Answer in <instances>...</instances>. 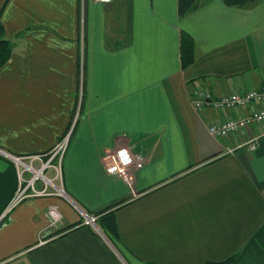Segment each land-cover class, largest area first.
Returning a JSON list of instances; mask_svg holds the SVG:
<instances>
[{
	"label": "crops",
	"instance_id": "obj_1",
	"mask_svg": "<svg viewBox=\"0 0 264 264\" xmlns=\"http://www.w3.org/2000/svg\"><path fill=\"white\" fill-rule=\"evenodd\" d=\"M177 7L178 0H0L12 41L0 67L1 148L46 153L73 121L81 59L85 78L61 165L67 196L27 197L0 219V264H199L231 255L229 264H264V120L226 137L207 128L264 102L196 108L190 96L194 87L211 98L260 87L264 0H198L183 16ZM183 32L194 45L187 66ZM122 148L140 162L125 176L109 171ZM16 182L0 154V210ZM116 201L118 245L97 224H81V212ZM50 204L61 212L54 226Z\"/></svg>",
	"mask_w": 264,
	"mask_h": 264
},
{
	"label": "built area",
	"instance_id": "obj_2",
	"mask_svg": "<svg viewBox=\"0 0 264 264\" xmlns=\"http://www.w3.org/2000/svg\"><path fill=\"white\" fill-rule=\"evenodd\" d=\"M109 1V0H99ZM83 60L79 71V84L77 88V104L70 128L59 137L44 154L31 153L17 155L0 147V154L6 157L15 167L16 187L5 205L0 210V219L4 217L13 207L27 197L59 195L66 197L62 185V159L69 143L70 133L76 122L83 97ZM190 96L196 108L206 104L216 108H234L248 105L253 101L264 102V79L259 88H251L242 92L222 93L216 98H211L208 89L194 87ZM264 120V108L252 109L250 112L238 118H227L208 125L211 134L226 137L228 133L247 127L249 124ZM249 149L256 147L257 140L252 138L246 141ZM124 154L123 156L121 154ZM110 160V159H109ZM132 164H140L128 148H122L111 155L109 171L126 175L128 167ZM81 224H90L96 227L97 214L81 212ZM46 215L49 225H56L61 219V212L56 204H50Z\"/></svg>",
	"mask_w": 264,
	"mask_h": 264
},
{
	"label": "trees",
	"instance_id": "obj_3",
	"mask_svg": "<svg viewBox=\"0 0 264 264\" xmlns=\"http://www.w3.org/2000/svg\"><path fill=\"white\" fill-rule=\"evenodd\" d=\"M259 0H223L227 5L235 6H245L250 7L256 4ZM198 5V0H178V13L180 16L185 15L190 10L194 9ZM12 51V41L5 34V28L0 20V67L8 60ZM181 55L182 64L187 66L194 59V45L192 41L188 38L185 32L181 35ZM77 98V96H76ZM83 101V100H82ZM118 201L105 205L97 209L94 214H97L96 224L106 236L117 245L120 242L119 233L117 228V221L115 212L111 207L115 205ZM79 221L65 227L64 230L72 228ZM233 259V255L228 256L223 259H205L199 264H229Z\"/></svg>",
	"mask_w": 264,
	"mask_h": 264
},
{
	"label": "rangeland",
	"instance_id": "obj_4",
	"mask_svg": "<svg viewBox=\"0 0 264 264\" xmlns=\"http://www.w3.org/2000/svg\"><path fill=\"white\" fill-rule=\"evenodd\" d=\"M82 40L83 39H81L80 40V49L83 47V43H82ZM81 51V50H80ZM81 63V62H80ZM83 64V63H82ZM84 81H85V78H84V76H83V84H82V88H83V90H84ZM60 210V209H59Z\"/></svg>",
	"mask_w": 264,
	"mask_h": 264
},
{
	"label": "snow or ice",
	"instance_id": "obj_5",
	"mask_svg": "<svg viewBox=\"0 0 264 264\" xmlns=\"http://www.w3.org/2000/svg\"><path fill=\"white\" fill-rule=\"evenodd\" d=\"M121 155L123 156L124 154L122 153Z\"/></svg>",
	"mask_w": 264,
	"mask_h": 264
},
{
	"label": "water",
	"instance_id": "obj_6",
	"mask_svg": "<svg viewBox=\"0 0 264 264\" xmlns=\"http://www.w3.org/2000/svg\"><path fill=\"white\" fill-rule=\"evenodd\" d=\"M96 227L98 228V226L96 225Z\"/></svg>",
	"mask_w": 264,
	"mask_h": 264
}]
</instances>
